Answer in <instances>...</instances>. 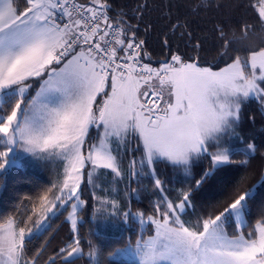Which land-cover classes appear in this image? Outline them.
I'll use <instances>...</instances> for the list:
<instances>
[{
  "label": "snow or ice",
  "instance_id": "6c2138e0",
  "mask_svg": "<svg viewBox=\"0 0 264 264\" xmlns=\"http://www.w3.org/2000/svg\"><path fill=\"white\" fill-rule=\"evenodd\" d=\"M259 2L255 23L241 24L240 36L226 31V24L214 27L222 56L257 27L264 30V0ZM212 3L190 0L189 14L199 15ZM147 7L139 5L131 18ZM112 11L109 0H0V174L53 157L64 162L53 201L71 209L72 236L45 264H264V213L255 226L246 219L254 189L264 186V173L248 189L242 188L245 177L238 179L219 214L195 224L181 219L191 206V192L218 166L233 163L234 153L225 144L235 133L241 105L250 98L264 103V46L246 48L245 58L233 56L215 71L179 53L154 68L144 62L151 57L142 55L144 42L128 13L110 16ZM169 27L175 32L188 25L177 18ZM183 34L191 39L190 32ZM192 47L199 50L201 44L193 41ZM93 128L97 135L89 142ZM130 143L141 156L123 169L121 149L126 151ZM241 151L254 157L256 147L249 143ZM203 158L212 166L194 179L192 166ZM161 160L182 169L193 180L191 190L168 199L154 174L153 166ZM239 164L247 166L248 160ZM101 170H109L114 182L127 177L129 184L133 177L150 176L159 199L146 216L94 194L99 208L93 219L102 227L135 221L142 231L134 242L129 238L107 251L89 240L85 251L76 231L77 213L86 203L81 183L86 177L99 187L96 181L105 175ZM129 195L138 190L131 188ZM53 201L47 194L40 197L39 207L33 208L40 217L32 227L25 226L31 216L0 222V264H40L43 250L29 257L26 248L50 228L45 222L57 208ZM230 221L235 225L231 235L225 227ZM146 224L155 226L147 238Z\"/></svg>",
  "mask_w": 264,
  "mask_h": 264
},
{
  "label": "trees",
  "instance_id": "16d2710c",
  "mask_svg": "<svg viewBox=\"0 0 264 264\" xmlns=\"http://www.w3.org/2000/svg\"><path fill=\"white\" fill-rule=\"evenodd\" d=\"M109 3L113 9L109 13L110 16L120 12L128 13V22L138 29L136 31L137 38L145 41L142 55L147 53L151 60L145 59V61L152 65L166 61L173 53H179L186 60L196 57L200 65L219 69L231 63L233 56L245 58L248 55L246 48L256 49L264 46V30L257 27L254 32L248 34V38L243 43L237 44L229 55L222 56L219 42L213 31L215 26L226 24L228 26L226 31H234L237 36H240L241 24L255 23L260 7L259 0H213L209 10L195 16L189 14L188 11L187 5L190 0H109ZM141 4H147L148 7L135 18H131L136 8ZM177 18H180L181 23L188 25L187 29L181 28L175 32L170 30V24ZM186 32L192 34L191 39L186 34L182 35ZM165 41H167V46H165ZM193 41L200 42L199 50L193 49ZM226 143L231 145L229 147L234 153L230 157L233 163L218 166L214 175L207 182L191 192V206L182 215V220L195 224L200 218L219 214L230 202L233 186L242 176L245 177L243 189L258 185L259 178L264 173V103L255 98H250L243 103L238 125L235 126V133L226 138ZM249 143L256 147L254 157H246L242 154L241 150ZM129 145L130 158H140V151H133L132 144ZM244 159L248 160L247 166L239 164V161ZM211 166L210 159L203 158L196 161L192 166L193 178L199 179ZM153 167L155 176L162 181L163 187L166 189L165 194L169 199H174L177 192L181 190H191L193 180L187 178L179 167H173L163 160L156 162ZM38 170L48 173V179L44 178ZM101 171L105 173L103 176L108 178L109 170ZM54 174L55 169L50 162L46 165L37 161L26 163L22 168H13L7 173L0 174V222L9 217L20 221L31 216L30 221L26 220L25 226L32 227L38 219L36 214L33 215V208L39 207L40 197L47 194L50 198L54 193L52 192L54 190L53 183L49 180V177ZM103 176L100 177L99 183L101 184L106 183L103 182ZM133 180L138 195L130 196L129 192L125 193L119 202L120 206L125 211L130 206L133 212L142 211L146 216L152 215V204L159 199L152 178L139 176L133 177ZM90 185L85 177L82 187L86 203L77 213L76 231L85 251H87V241L89 240L106 251L112 247L123 246L129 238L134 242L140 235L141 225L138 222L129 221L127 224H123L116 221V227L104 228L98 223V219H93L99 204ZM113 199L119 201L120 198ZM69 210L68 206H60L57 212L49 214V221L45 223H50V228L27 244L26 251L29 257L43 250L40 264H45L48 256L55 254L57 249L65 245L72 236L71 223L68 220ZM262 213H264V186H257L254 189V197L249 202V212L246 215L248 224L255 226L261 222ZM153 226L147 224L146 229L143 230L144 236L153 230ZM226 230L229 235L233 234L234 223L231 221L227 223ZM248 230L251 231V227ZM79 264H85V261L81 260Z\"/></svg>",
  "mask_w": 264,
  "mask_h": 264
},
{
  "label": "rangeland",
  "instance_id": "374dc122",
  "mask_svg": "<svg viewBox=\"0 0 264 264\" xmlns=\"http://www.w3.org/2000/svg\"><path fill=\"white\" fill-rule=\"evenodd\" d=\"M162 62H160L159 64H155V65H152V66H154V67H159L160 66V64H161ZM201 66H203V67H208V66H206V65H201ZM225 67V66H224ZM223 68V67H222ZM220 69V68H219ZM214 71L215 70H218V69H213ZM38 88H39V83L37 82V83H34L33 84V90H32V92H34V94H35V91L34 90H38ZM33 94V95H34ZM243 105V104H242ZM242 105H241V107H242ZM238 125V124H237ZM91 130V129H90ZM90 130H89V137H90V141L89 142H95V138H96V135H97V132H96V129H94L93 128V130H91V132H90ZM225 146L226 147H229V146H231V145H229V143H226L225 144ZM129 148H130V145H128V148H127V150L125 151L124 149H123V147H122V149H121V158H122V160H123V164H122V168L123 169H126L127 168V166H128V161L132 158H130V153L131 152H129L128 150H129ZM136 159H139V158H137L136 157ZM35 162V161H34ZM37 162H39V163H42V164H49V162L54 166V169H55V174L54 175H52V177H49V180L53 183V187H54V190H52V192H54V193H52V195L50 196V198H49V200L50 201H53V197L57 194V192H58V189H59V186L61 185V183H62V181H63V174H64V162L62 161V160H60V159H58V158H55V157H53V158H51V159H48V160H38ZM30 163H32V162H30ZM29 163V164H30ZM85 171L87 172L88 171V169H85ZM38 172L44 177V178H46V179H48V173H45V172H43V171H40V170H38ZM154 174H155V170H154ZM104 177V179H103V182H106L105 184L104 183H99L100 181H101V179L100 180H97L96 181V184H98L99 185V187H93V185L91 184L90 186H91V189H92V191H93V193L95 194V195H100V194H102V195H104L105 196V198H117V199H119V201L118 202H120V200L122 199V195H124L125 193H127L128 194V192H129V190L131 189V188H136V185L134 184V180H133V178H132V181H131V183L129 184V181H128V179H127V177H125V179H123V180H120L119 182H114L113 180H112V176L110 175V174H108L107 173V177L108 178H106L105 176H103ZM110 177V178H109ZM107 179H108V182H107ZM162 182V181H161ZM83 183V182H82ZM82 183H81V193H80V196H81V199L83 200V201H85V199L83 198V193H84V190H83V187H82ZM163 185V184H162ZM100 189H103L104 191H103V193H101V191H100ZM175 195V194H174ZM169 199V198H168ZM171 200V199H170ZM53 202H55V201H53ZM55 203H57V208H53L52 209V211L51 212H49V213H47V215L49 216V214H53V213H55V212H57L58 211V209H59V207H60V205H59V203L58 202H55ZM65 206H67V205H64V207ZM71 211V209L69 210V212ZM36 215H37V217L39 218L40 217V213L39 212H37L36 213ZM246 219H247V217H246ZM258 224V223H257ZM146 226H147V224L144 226V229L143 230H145L146 229ZM225 227H226V225H225ZM152 231L151 232H149V233H147L146 235H145V238H147V236H151V235H154V232H155V226H153L152 227ZM141 231H142V229H141V226H140V234H141ZM137 237H139V235L137 236Z\"/></svg>",
  "mask_w": 264,
  "mask_h": 264
},
{
  "label": "water",
  "instance_id": "95a60500",
  "mask_svg": "<svg viewBox=\"0 0 264 264\" xmlns=\"http://www.w3.org/2000/svg\"><path fill=\"white\" fill-rule=\"evenodd\" d=\"M144 42V44H143V48H144V46H145V41H143ZM143 48H142V50H143Z\"/></svg>",
  "mask_w": 264,
  "mask_h": 264
},
{
  "label": "built area",
  "instance_id": "2783aa9c",
  "mask_svg": "<svg viewBox=\"0 0 264 264\" xmlns=\"http://www.w3.org/2000/svg\"><path fill=\"white\" fill-rule=\"evenodd\" d=\"M144 62L147 63L145 60H144ZM152 67H154V66H152ZM154 68H156V67H154Z\"/></svg>",
  "mask_w": 264,
  "mask_h": 264
},
{
  "label": "crops",
  "instance_id": "0c3cea01",
  "mask_svg": "<svg viewBox=\"0 0 264 264\" xmlns=\"http://www.w3.org/2000/svg\"><path fill=\"white\" fill-rule=\"evenodd\" d=\"M99 99V98H98Z\"/></svg>",
  "mask_w": 264,
  "mask_h": 264
}]
</instances>
